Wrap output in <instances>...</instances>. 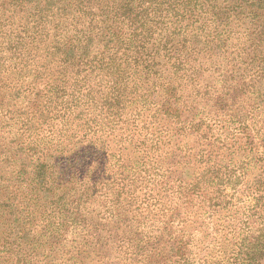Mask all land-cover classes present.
Masks as SVG:
<instances>
[{"label": "trees", "instance_id": "16d2710c", "mask_svg": "<svg viewBox=\"0 0 264 264\" xmlns=\"http://www.w3.org/2000/svg\"><path fill=\"white\" fill-rule=\"evenodd\" d=\"M0 264H264V0H0Z\"/></svg>", "mask_w": 264, "mask_h": 264}]
</instances>
